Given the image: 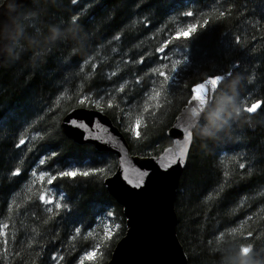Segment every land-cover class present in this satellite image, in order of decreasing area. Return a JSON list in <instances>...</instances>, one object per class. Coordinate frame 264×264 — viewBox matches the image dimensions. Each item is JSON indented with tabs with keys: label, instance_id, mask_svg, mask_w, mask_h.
Segmentation results:
<instances>
[{
	"label": "trees",
	"instance_id": "trees-1",
	"mask_svg": "<svg viewBox=\"0 0 264 264\" xmlns=\"http://www.w3.org/2000/svg\"><path fill=\"white\" fill-rule=\"evenodd\" d=\"M27 7L37 13L30 33L56 24L75 28L81 39L26 46L17 61L2 62L0 264H110L127 228L123 206L104 184L118 159L68 138L62 118L78 106L98 108L133 154L155 156L171 144L168 130L193 85L218 74L241 77L244 106L261 104L217 140L194 134L175 202L177 234L189 264H220L222 242L264 248V0H29ZM205 19L210 23L190 37H176ZM157 91L159 108L149 99ZM141 116L137 138L132 129ZM20 139L27 142L17 148ZM73 169L104 171L48 185L51 175ZM41 171L49 174L44 181ZM42 193L55 202H41ZM94 250L88 260L85 253Z\"/></svg>",
	"mask_w": 264,
	"mask_h": 264
},
{
	"label": "water",
	"instance_id": "water-1",
	"mask_svg": "<svg viewBox=\"0 0 264 264\" xmlns=\"http://www.w3.org/2000/svg\"><path fill=\"white\" fill-rule=\"evenodd\" d=\"M28 2L23 0L25 5ZM2 62L0 59V68ZM221 85L222 82L216 90L208 86L207 100ZM192 96L193 92L168 130L171 144L155 156L133 154L121 129L98 108L79 106L62 118L61 127L68 138L78 144H92L98 150L110 151L118 159L115 172L105 178L104 184L123 206L127 230L115 246L110 264H189L177 234L175 202L194 142V132L190 140H185L189 132L185 111L198 105L192 101ZM71 121H76V125ZM180 148H186L184 162L177 157L176 163H172ZM166 164L170 165L167 169Z\"/></svg>",
	"mask_w": 264,
	"mask_h": 264
},
{
	"label": "clouds",
	"instance_id": "clouds-1",
	"mask_svg": "<svg viewBox=\"0 0 264 264\" xmlns=\"http://www.w3.org/2000/svg\"><path fill=\"white\" fill-rule=\"evenodd\" d=\"M36 16V11L28 8L23 0H0V59L14 63L26 46L39 48L81 39L75 28H62L56 24L49 25L46 32L30 33ZM221 81L220 90L206 103L185 111L189 131L204 140H217L222 134H228L233 123L244 114L239 96L241 77L221 75ZM218 251L220 264H264V248L256 249L251 243L222 242Z\"/></svg>",
	"mask_w": 264,
	"mask_h": 264
},
{
	"label": "snow or ice",
	"instance_id": "snow-or-ice-1",
	"mask_svg": "<svg viewBox=\"0 0 264 264\" xmlns=\"http://www.w3.org/2000/svg\"><path fill=\"white\" fill-rule=\"evenodd\" d=\"M77 2V0H72V3L75 4ZM225 12L221 11L219 12V17H224L225 16ZM187 16H192L193 13L192 12H188L186 13ZM77 17H73V21L77 20ZM210 23L209 19H205L203 21V24H200L199 21H197V23H193V24H188L185 28H180L177 30L176 32V37L177 38H187L190 37L193 33L197 32L198 28L200 27H205ZM159 51H163V49H159ZM180 62H177V64H179ZM177 64H173L172 66V71H176V67ZM160 76H162L164 78L165 81H168L170 79V77L164 73V72H160L159 73ZM221 76L220 75H211L209 76L206 80H204L201 83L195 84L192 87V92H193V96H192V101L198 102L199 105H203L204 103H206L207 101V96L209 93V87H211V90H216L218 88V86L221 84ZM119 91H123V86H121V88L119 89ZM161 93L159 91L155 92V94L150 97V100L153 101H157V103L155 104V107L159 108L160 104L158 103V99L160 97ZM101 99H104V97H101ZM82 103L84 102L83 100L81 101ZM261 101L257 100L255 103L251 104V106L245 105L244 106V111L248 112V113H252L254 111H256V109L260 106ZM108 106L112 107V100L109 99L108 101ZM97 107H100V103L99 101H97ZM152 108L151 104H146L144 107V112L147 113L150 111V109ZM143 117H137L136 121H135V125L133 127V131L136 135L137 138L140 137V131L139 128L141 126V121H142ZM71 123L73 125H76V121H71ZM192 133L189 131L188 134L185 136V140L188 141L191 138ZM26 139H20L19 142L15 145V147L19 148L22 145L26 144ZM185 152H186V148H180L179 151L176 154V157H174L172 159V163H176V158L178 157L181 161V163L184 162V158H185ZM52 156H55L56 153H52ZM46 159H50V157L46 158ZM46 159H40L39 160V164L40 165H45L46 163ZM170 165H164V168L167 169ZM239 167L241 169L245 168V165L243 163L239 164ZM103 169H92V170H88V171H83L81 172L79 169H73V170H69V171H59L57 172L55 175H51L50 178H48L47 183L48 185H52L54 184V182L58 179V178H64V177H68L71 178L73 180H75L78 176H82V177H90L92 175H94L97 172H103ZM21 170L19 168L14 169L12 171V175L13 176H19L20 175ZM33 176H36V171H33L32 173ZM48 173H45L43 171L40 172L39 175V179L41 181L45 180V177L48 176ZM144 175H147L146 173ZM225 177H227L229 175V173L226 171L224 173ZM49 191H51L49 189ZM219 194V193H217ZM39 200L41 202H43L44 204H53L55 202V197L52 195H49L48 193H42L39 196ZM55 207L56 208H61L62 205L60 203H55ZM48 211H52L51 208L48 209ZM113 214L111 212L108 213V216L111 217ZM4 227H7V225H5ZM77 232H80L81 229L77 228L76 229ZM233 231H236L235 229ZM2 234V233H0ZM107 234V232H106ZM252 233L249 232L247 233V236H251ZM223 238V234H221V236L218 239H222ZM247 238V237H245ZM100 245H96V250H99ZM245 252H247V249H244ZM96 255V251H89L87 253H85V256L88 260H93L95 258ZM53 259H55V257H53ZM80 264H83V260L80 261Z\"/></svg>",
	"mask_w": 264,
	"mask_h": 264
}]
</instances>
